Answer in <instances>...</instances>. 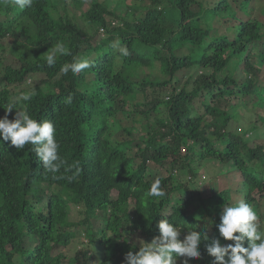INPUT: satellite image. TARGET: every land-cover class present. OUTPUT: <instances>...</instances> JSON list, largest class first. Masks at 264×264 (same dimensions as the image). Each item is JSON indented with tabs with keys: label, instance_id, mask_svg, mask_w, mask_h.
Wrapping results in <instances>:
<instances>
[{
	"label": "trees",
	"instance_id": "1",
	"mask_svg": "<svg viewBox=\"0 0 264 264\" xmlns=\"http://www.w3.org/2000/svg\"><path fill=\"white\" fill-rule=\"evenodd\" d=\"M59 1L61 12L57 0H33L25 9L0 0V118L16 103L9 120L27 111L38 122L51 121L66 161L56 174L62 178L54 179L35 146L16 150L0 139V264H126L128 252L160 235L156 225L163 219L181 229L183 240L189 231L206 232L208 218L207 235L218 238L221 213L210 212L241 200L257 211L263 228L264 118L251 114L252 121L237 125L240 115L226 112L231 98L246 107L247 98L264 97L262 69L251 62L255 51L264 65V23L252 17L255 0ZM68 3L81 12L80 21ZM218 20L236 27L227 32V25L215 27ZM58 42L70 55H58L49 67L45 54ZM10 56L18 66L8 64ZM73 58L91 67L62 73ZM135 67L163 79L132 82ZM136 90L142 100L129 109L125 97ZM33 91L29 101L16 102ZM161 108L164 116L151 121ZM113 117L116 125L120 118L144 122L133 155L130 129L115 140ZM148 162L161 167L160 177H151ZM210 162L225 170L226 190H218ZM206 174L214 185L209 199L201 193ZM157 178L165 196L147 197ZM81 234L87 243L72 258L60 251ZM207 243L202 239L201 258L189 264H211Z\"/></svg>",
	"mask_w": 264,
	"mask_h": 264
},
{
	"label": "clouds",
	"instance_id": "2",
	"mask_svg": "<svg viewBox=\"0 0 264 264\" xmlns=\"http://www.w3.org/2000/svg\"><path fill=\"white\" fill-rule=\"evenodd\" d=\"M20 9L30 8L33 0H15ZM70 55L63 43L56 45L45 54L49 67L56 63L57 56ZM91 67L87 59L73 58L72 63H66L60 71L67 74L71 71L78 74ZM35 92L21 93L15 100L27 102ZM66 103H71V97ZM17 104L9 103L5 115L0 118V139L7 142L16 150H23L31 144L33 151L42 162L44 169L53 174L54 179L62 177L56 174L65 167L66 161L59 154L60 145L56 139V129L49 120L37 121L27 111H16V115L9 120L8 114L15 110ZM74 177H68L72 179ZM147 197H164L159 178L155 179L146 193ZM219 237H209L207 232L189 231L181 237V229L167 219L160 220L156 225L160 235L145 243L135 253L128 252L125 256L126 264H189L201 258V241H208L206 252L213 258L211 264H264V228H261L259 216L252 205L241 200L235 206L224 205L219 223L215 224ZM232 242V243H222ZM247 243V246L245 244Z\"/></svg>",
	"mask_w": 264,
	"mask_h": 264
},
{
	"label": "rangeland",
	"instance_id": "3",
	"mask_svg": "<svg viewBox=\"0 0 264 264\" xmlns=\"http://www.w3.org/2000/svg\"><path fill=\"white\" fill-rule=\"evenodd\" d=\"M100 2L104 1V0H98ZM118 2H120V0H117ZM58 3V10L59 12L62 11L63 7H64V3L60 2L59 0H57ZM111 2V3H110ZM110 7L114 6L115 1H110ZM138 2V1H137ZM134 0H131L130 3H136ZM142 5L147 6L150 3V0H142ZM88 5V4H87ZM84 5L83 9H86V6ZM66 9L68 11H70L71 15L74 17L75 20L80 21V16H81V12L78 10H75L73 7H71V5L68 3V5H66ZM118 9L119 10H123V7L118 5ZM253 18L259 19L262 23H264V0H255L254 5H253ZM215 27L218 28H224L227 25V32H231V27H236V23L235 22H231V23H226L224 21H220L218 20L217 22L214 23ZM226 30L222 31L223 33H226ZM28 42L33 43V39H29ZM254 57L251 59V62L254 65H259V67H261L262 69V73L261 76L259 78L258 81V87L259 89H263L264 91V65H261L259 62V58L256 54V52L254 51ZM8 64H11L13 66H18V63L16 62V58H12L11 56L8 58ZM141 71L139 68L135 67L134 69H132L131 71V81L132 82H143V81H150V80H154V81H160L163 79V77L161 75L159 76H155L154 74L152 75H147L145 73ZM194 70L190 71L191 74H193ZM241 68L238 69V74L241 73ZM189 73V74H190ZM30 84L33 85V83L35 82V79H31L30 80ZM28 87V86H25ZM23 87H20L18 89H15V91H21ZM140 90H136V92L132 95H129L127 97H125V100L128 101V107L129 109H131V105L134 104H139L142 100V96L140 94ZM242 99H240L239 97L236 98H231L226 106V112H237L240 115L239 121L237 125H242L244 123H247L249 121H252L254 119V116H252L253 114L259 115L260 117L264 118V97L262 99L256 100L255 102H253L250 99H246V107H244V105L242 104ZM165 108H161L158 112H156L153 115V118L151 119V121L162 118L164 116V110ZM252 114V115H251ZM115 117L110 119V125L112 127L113 130V137L115 140L117 139H125L127 137L126 133L124 132L123 128H127L130 129L131 131V135H130V139L132 140L131 143V152L130 155H133L137 149V145L141 143L142 139L145 137L144 135V131L146 130L144 127V122L137 120V121H130V120H124V118H120L118 120V124L116 125L114 122ZM129 138V137H128ZM210 167H214L215 169L218 170L219 164L217 162H210L208 163ZM207 164V165H208ZM206 165V166H207ZM147 172L152 173L151 177H160L161 176V167L158 164H155L154 162H148L147 163ZM226 169V168H224ZM162 171H167L165 168ZM225 170H218V177H217V184H218V190H226L227 189V185L230 186V183L227 184V179L225 178L224 172ZM168 172V171H167ZM181 174L184 175V171L180 172ZM205 180H204V186L201 189V193H202V198H208L211 195V190L212 188H214V185L212 184V179H208L207 174L205 175ZM179 197L182 199L184 197H186V195H184L183 191L179 192ZM116 196V192L113 191L112 192V197ZM209 199V198H208ZM209 202H207L208 204ZM228 206H231L230 203L227 204ZM133 208V204L130 203L126 206V211L130 212ZM222 208L220 209V211L218 210L217 212H210L211 216L213 215V217H215L217 214L221 213ZM219 212V213H218ZM78 212L76 211H72L70 218L73 221H76L78 219ZM77 218V219H76ZM204 224L206 225V232L207 234H211L212 233V226L210 225V219H204ZM94 228L96 233H98V231L100 229H102V224L101 223H95L94 224ZM264 228V227H263ZM214 232V231H213ZM222 243H231L229 242H225V241H221ZM80 243H84L86 244V237L84 236V234H81L80 237H76L75 239H73V241L68 244L65 247H60V251H62L64 254H66L67 257L72 258L75 253L81 249V245ZM178 264H181L180 261H178Z\"/></svg>",
	"mask_w": 264,
	"mask_h": 264
}]
</instances>
